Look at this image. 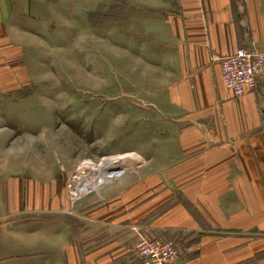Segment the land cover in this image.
Returning a JSON list of instances; mask_svg holds the SVG:
<instances>
[{
    "label": "crops",
    "instance_id": "1",
    "mask_svg": "<svg viewBox=\"0 0 264 264\" xmlns=\"http://www.w3.org/2000/svg\"><path fill=\"white\" fill-rule=\"evenodd\" d=\"M40 1L0 0V51L37 18ZM171 3L164 107L177 135L162 190L104 187L69 217L10 179L0 186V264H142L137 224L172 241L179 264H264V86L236 99L221 70L239 49H264V0ZM180 231L191 235L175 239Z\"/></svg>",
    "mask_w": 264,
    "mask_h": 264
},
{
    "label": "rangeland",
    "instance_id": "2",
    "mask_svg": "<svg viewBox=\"0 0 264 264\" xmlns=\"http://www.w3.org/2000/svg\"><path fill=\"white\" fill-rule=\"evenodd\" d=\"M171 1L36 5L37 18L0 51V186L20 178L38 204L77 217L99 192L75 200L79 170L131 157L136 167L120 164L122 176L105 188L134 181L162 190L177 135L164 107L162 25L176 11ZM134 227L154 237L145 224ZM182 234L191 235L175 239Z\"/></svg>",
    "mask_w": 264,
    "mask_h": 264
},
{
    "label": "built area",
    "instance_id": "3",
    "mask_svg": "<svg viewBox=\"0 0 264 264\" xmlns=\"http://www.w3.org/2000/svg\"><path fill=\"white\" fill-rule=\"evenodd\" d=\"M221 70L224 85L235 98L256 92L264 84V50L256 46L239 49L221 60ZM84 194L72 191L75 200ZM133 231L138 235L136 255L142 264H177L180 260L179 250L173 242L152 238L144 233V228L134 227Z\"/></svg>",
    "mask_w": 264,
    "mask_h": 264
},
{
    "label": "bare ground",
    "instance_id": "4",
    "mask_svg": "<svg viewBox=\"0 0 264 264\" xmlns=\"http://www.w3.org/2000/svg\"><path fill=\"white\" fill-rule=\"evenodd\" d=\"M120 164H123L124 167L128 166V170L136 167V162L131 157H126L121 163L117 161L108 162L100 169L88 165L83 166L78 172L79 175L74 179V186L77 191L75 193L95 192L117 181L123 172Z\"/></svg>",
    "mask_w": 264,
    "mask_h": 264
}]
</instances>
